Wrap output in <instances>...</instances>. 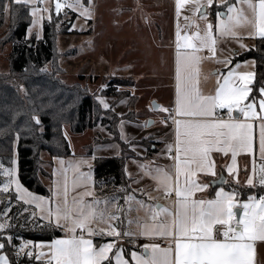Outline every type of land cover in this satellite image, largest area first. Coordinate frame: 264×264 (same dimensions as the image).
I'll list each match as a JSON object with an SVG mask.
<instances>
[{"label":"rangeland","instance_id":"obj_1","mask_svg":"<svg viewBox=\"0 0 264 264\" xmlns=\"http://www.w3.org/2000/svg\"><path fill=\"white\" fill-rule=\"evenodd\" d=\"M66 1L67 4L63 5L62 0H59L63 5L59 11L60 19L55 22V18L50 23L55 33V56L51 62L46 64V69L54 70L66 83H80L99 102L102 99L109 106L112 104L111 114L112 116L115 114L118 118L117 126L121 141L127 142L129 145V149L125 152L131 153L126 169L131 178L132 192L126 196L121 205H118L117 199H115L116 202L111 199V202L105 196L100 197L96 190L95 193L90 192L88 186L82 190L84 196H78L79 191L77 195L71 196L76 191L75 185L80 182L75 181L77 178L73 179L72 175L69 177L68 172L66 175L62 174L53 178L50 173L53 171V166L47 163L44 165L47 173L42 177V182L49 189L50 195L33 193L19 179L15 143L14 159L11 166L0 164V206L8 201V204H12L9 196L16 192L19 199L35 206L39 205L40 213H45V210L41 208V201L49 199L51 204L62 205L61 200L65 199L66 192L68 207L71 206V200H73L71 208L76 207L74 200L82 199L85 203L99 200L98 209L106 210L109 213L113 209L119 213L120 208L122 209L126 205H128V209L132 207V198L134 199L140 194V188L144 186V183L141 182L143 178L140 177V164L147 148L138 141L149 138L144 143H149V140H152L157 145L156 153L160 155L167 151V147L171 143V131L167 127L168 123L163 121V116L169 115V108L173 100L172 42L173 39L177 42L178 29L181 37L185 35L192 37L196 32L204 36L207 25L212 24L211 36L216 41L213 46L214 54L207 48L201 49L221 63L222 60L232 56L236 50L241 52L255 46V39L258 36L252 34L255 14L253 8L248 3H243L242 0H213L211 5L208 0H180L179 12L177 11V0H174V8L172 0ZM249 2L258 6V0H249ZM56 3L57 0H31V3H28L31 14V23L27 30L28 37L41 38L43 36L45 20H50L53 14H58L55 8ZM68 4H72L73 7L68 8ZM230 6L234 7L231 15H236V11L242 9L243 15L249 21L233 29L236 33L235 36L227 33L222 34L218 27L221 20H227ZM33 8L37 9L35 16L32 14ZM203 9L205 10L202 12ZM186 17L187 19H185ZM192 42L199 47L198 39L193 38ZM180 43L184 44V40L181 39ZM12 44L7 17L4 24L0 26V73H8L10 70L9 55ZM218 70L220 69L218 68ZM108 88L111 89L108 90ZM20 90L21 92L25 91L23 86L20 87ZM110 92L112 96L106 94ZM116 116L113 117L116 118ZM150 119L154 120L152 124H149ZM64 133L72 148L73 156L71 158L73 159H92L93 164L94 156L120 155L122 152L121 144L113 140L112 133L103 126H96L76 133L71 131L68 125H65ZM258 133L260 135V128ZM110 138H112L111 141L102 142L104 139ZM87 146L92 147V155L83 157L87 156ZM6 170H12L11 174L5 175ZM135 176L138 177V181ZM240 183L244 184V180H241ZM17 184L20 186L19 190ZM4 185L8 186L7 192L3 191ZM70 190L73 192L70 193ZM55 192L60 195H55ZM89 192L92 194L91 196L86 195ZM37 197H40V201L36 200ZM248 198H236V200L246 202ZM255 198L259 199V197ZM50 208L51 206L48 211ZM31 212L34 213V210ZM31 212L28 209H23L20 216H25V222L31 221L36 215V212L34 214ZM39 216L44 217L42 214ZM130 216L132 215L130 214L129 218ZM17 219L18 214L10 212L9 207L3 208L0 212V223L6 225L4 229H0V243H3L4 247L11 242L8 237L12 238L6 230L11 224L17 222ZM120 219L118 220L120 221ZM111 223L113 224V221ZM91 227L103 229L107 225L96 220L91 224ZM62 228L66 235L55 239L69 238L68 233L71 231H69L68 220H65ZM52 240L26 239L20 243V246L24 245V248L21 250L19 246V250L20 252H34L36 256L43 253L44 255H41L40 259L47 260L48 264L51 254L48 245ZM256 241V264H264V241ZM3 248L0 249V255L6 256L8 264H10L9 257Z\"/></svg>","mask_w":264,"mask_h":264},{"label":"snow or ice","instance_id":"obj_2","mask_svg":"<svg viewBox=\"0 0 264 264\" xmlns=\"http://www.w3.org/2000/svg\"><path fill=\"white\" fill-rule=\"evenodd\" d=\"M253 8L255 22L252 34L264 37V0H258V6L250 4L249 0H242ZM15 3H31V0H15ZM209 5L213 0H208ZM63 5L57 0L55 5L57 13ZM72 8V4L67 5ZM180 9V0H177V11ZM4 6V11H7ZM37 9H32L35 16ZM234 7L228 8L227 20H221L218 27L222 34L236 35L233 29L243 23H247L248 18L243 15V10H237L236 15H231ZM220 15L219 13L217 14ZM187 19V17L185 18ZM212 24L207 25L204 36L199 32L193 33L192 37L185 35L181 37L179 29L177 31V49L181 47L193 49L192 53L186 54L181 59V54L177 52V88H176V114L178 117H188V119H175V144L168 146L169 154L173 147L175 150V177L162 169H156L157 175L154 177L164 188L165 195L175 194V211H171L160 205L149 206L152 208L151 221L140 224L139 235L143 236H167L172 238L169 247L161 249L159 245H144L145 254L140 255L133 251L131 260L133 264H253V241H264V195L259 199L253 196L246 202H239L235 199V192H226L223 188L216 192V196L211 200H197L193 198L194 191H200L208 185H196L187 177L194 171H207L215 175L214 164L209 160V153L212 149L223 143L232 150L233 162L236 157V145L246 151L252 150L251 130L253 125L248 123L249 119L259 117L264 120V88H261V99L259 100V113L255 110L256 104L250 102L242 105V102L252 91L248 85L252 82L254 73H237L230 71L223 77V82L217 81L218 87L214 95H202L198 88V82L194 81L197 70L194 65L199 62V57L195 55L201 48H207L214 54L215 39L211 36ZM200 41L199 47L192 42V39ZM184 40L181 45L180 40ZM243 47V45H241ZM185 73L183 87H181V72ZM238 80L239 83L235 81ZM105 109L109 105L100 100ZM217 109H227L230 118L214 119ZM238 110L244 120L231 118L233 110ZM167 111V109H164ZM39 124L38 118H35ZM259 150L264 159V123L260 124ZM66 135V134H65ZM219 151H226L224 147L217 148ZM195 165V168L192 166ZM144 167V166H142ZM12 170H6L5 175L11 174ZM229 172L233 169L229 167ZM185 176L186 182L181 184V176ZM247 183L251 185L253 180L249 177ZM260 185H264V164L260 167ZM20 186L17 184V189ZM3 191H8V186H3ZM31 195V194H29ZM91 196L92 194L86 193ZM35 199V198H34ZM76 207L70 208L67 205V195L63 205L57 204L55 209H49L48 216L55 217L57 226L61 218L71 221L69 231L73 236L68 239H54L48 245L50 256L48 264H104L110 261L109 253L116 247L115 240L103 243L96 247L91 239H85L83 235L75 236L77 228L87 231L91 236L94 234L119 237L121 232L118 227L111 223L117 221L118 215L100 210L97 205L99 200L85 203L82 199L74 200ZM141 206L144 204L141 201ZM39 207V205H37ZM242 209L241 211H237ZM165 213L170 216L171 223L165 224L157 222L158 216ZM99 220L107 225L103 229H95L91 224ZM131 223V221H129ZM6 225L0 223V229ZM123 235H131L129 232ZM217 235L222 239H217ZM12 238L8 237L10 241ZM4 247L0 243V249ZM21 250L24 245L20 246ZM151 248L149 253L147 250ZM174 251V258H173ZM31 256L32 253L28 252ZM43 253L37 255V259ZM115 264H129V260L124 258L123 249L120 248L115 253ZM0 264H8L7 257L0 255Z\"/></svg>","mask_w":264,"mask_h":264},{"label":"trees","instance_id":"obj_3","mask_svg":"<svg viewBox=\"0 0 264 264\" xmlns=\"http://www.w3.org/2000/svg\"><path fill=\"white\" fill-rule=\"evenodd\" d=\"M4 6H7V11H4ZM60 14H53L50 20H45L41 38H30L27 36L31 23L29 5L17 4L15 0H0V26L8 17L10 39L13 42L9 55L10 70L0 73V164L11 166L16 143L21 183L33 193L49 196L50 191L42 182V177L47 173L44 165L49 163L53 166L54 158L73 156L64 126L68 125L76 133L103 126L112 133L113 140L121 144L122 152L120 155L94 156L93 186L100 197L105 196L115 202L117 199L118 205H121L132 192L131 178L126 169L131 153L125 152L129 145L121 141L118 118L111 114L112 104L105 109L80 83H66L54 70L46 69V64L55 56V33L50 23L55 18V22L59 20ZM255 40V46L236 54L232 59V63L250 58L256 62L251 98L260 97L259 90L264 87V37L257 36ZM22 86L24 92L20 90ZM106 94L112 96L111 92ZM34 117L39 119V124ZM147 139L138 141L147 148L146 155L157 152V145L152 140L144 143ZM111 140L104 139L102 142ZM87 147L86 155L91 156L92 147ZM262 164L264 159H257L253 184L231 181L223 185L234 191L238 199L264 195V185L259 183ZM9 199L12 204H8L9 201L2 203L0 212L9 207L10 212L18 214L17 222L6 230L12 236L11 242L3 248L10 264H47V260H38L34 252L31 256L27 255L29 251L20 252V243L26 239L52 240L63 235L64 229L40 217L36 206L19 199L16 192L11 193ZM23 209L36 212L33 220L25 222V216H20ZM119 218L125 224L123 211ZM121 221L120 229L124 232L126 225L121 224ZM104 264H114L112 256Z\"/></svg>","mask_w":264,"mask_h":264},{"label":"crops","instance_id":"obj_4","mask_svg":"<svg viewBox=\"0 0 264 264\" xmlns=\"http://www.w3.org/2000/svg\"><path fill=\"white\" fill-rule=\"evenodd\" d=\"M174 0H172V6L174 8ZM257 37V36H256ZM177 42L173 39L172 42V65H173V71H174V78H173V100L170 108L174 105L176 109V88H177V76H176V69H177V52L179 51L181 54V59L183 62V57L186 54L192 53L193 49H187L184 47H181L179 50L177 49ZM183 45V43H181ZM252 46V45H251ZM247 50V49H246ZM245 51V50H243ZM241 51V52H243ZM240 51L236 50V52L233 53L232 56H230L228 59L222 60L223 62L218 63L214 58H211L210 55H207L206 52H203L202 49L195 52V55L199 57V62L194 65V68L197 70V75L194 76V81L198 82V88L202 95H214L215 89L218 87L217 81L219 80L221 83L223 82V77L228 75L230 71H235L237 73H245V72H252L254 73L252 82L248 85L252 89V84L255 79V65L256 62L254 59H246L242 61H237L232 63V59L236 54H239ZM253 60V62H251ZM218 68L220 70H218ZM184 76L185 73L183 71L181 72V87H183L184 82ZM236 83H239L238 80L235 81ZM264 88V87H262ZM251 92L249 93L248 97L245 99V101L242 102L243 106L244 104L254 102L256 104V111L259 113V100L262 98L261 94L258 98H251L250 97ZM219 110L224 109H217L215 116L212 117L214 119H224L228 120L230 116L222 117L218 115ZM238 113V115H236ZM264 115V114H262ZM231 118L236 120H244V117L241 113L238 112V110L234 109ZM177 119H188V117H178ZM165 122V121H164ZM169 126L168 129L171 131V143L169 145L175 144V124L171 122H167ZM248 123H251L253 125L251 130L252 135V150L246 151L239 145H236V157L235 161L233 162L232 157V150L227 147V145H224L221 143L220 145L215 146L212 151L209 153V160L213 162L214 164V173L213 175L210 172L207 171H194L190 176L187 177V180H190L196 185H208V187L203 188L200 191H194L193 198L200 200H211L214 199L216 196V192L219 191L221 188H223L226 192H234L232 190H229L227 187H225L223 184L225 182H238L240 183L241 180H244V184H248L247 181L249 177L252 178L253 183L255 181V165L257 159H262L260 155L259 150V143H258V137H259V126L261 123H264V120H261L259 117L254 119H249ZM168 145V146H169ZM224 147L226 151H219L217 148ZM147 153V151L145 150ZM175 156V150L173 147V150L171 154H169L168 147L167 151L163 152V155H160L156 152L150 155H146L142 158L141 167H140V177L143 178L141 181L144 183V186L140 188L141 193L138 194L134 199L132 198L133 204L132 207L128 209V205L126 207L120 208V212L123 211L124 215L126 216V222L121 221V224L126 225V229L124 232H121L120 229V221H113V224L118 227V230L121 232V235L117 237L108 236V235H101V234H94L89 235L87 231H82L81 229L77 228L75 231V236L80 237L83 235L85 239H91L93 241V245L96 247H99V245L103 243H108L113 240H115L116 247L112 250V252L109 253V256H112L114 264H115V253L120 248L123 249V256L124 258L129 260V264H133L131 260V253L135 251L136 253L140 255L145 254L144 245H152L156 244L159 245L161 249L169 247L170 242H172L171 237L167 236H143L139 235L140 231V224L144 222L153 223L151 221V212L152 208L149 206H155L160 205L164 208H167L171 211H175V194L174 192L171 195H165L164 188L161 184L158 183V181L154 178L157 173L156 169H162L166 172H168L173 178L175 177V160L173 157ZM88 157V156H83ZM69 158V157H68ZM131 158V157H130ZM129 159V158H128ZM128 159H127V166H128ZM92 159H73L70 157V159L64 158V157H58L54 158V165H53V171L52 175L54 176L58 175H66L68 172V176L70 177L72 175V178L75 179V181H79L75 188L76 191L70 190L71 196L77 195L78 196H84L85 194L82 193V190L86 186L90 188V192L93 191L95 193V189L93 186V171H92ZM144 166V167H142ZM195 168V165L192 166ZM231 167L233 169L232 172H229L228 169ZM88 171V172H87ZM221 173H224L226 175L225 182L222 185L213 186L212 182L216 179H218L221 175ZM245 177V179H244ZM135 178L138 181V177L135 176ZM133 179V177H132ZM82 182V183H81ZM86 182H88L86 184ZM186 182L185 176H181V184L183 185ZM252 183V184H253ZM80 185V186H79ZM249 185V184H248ZM92 189V190H91ZM39 195V194H38ZM55 195H60L55 192ZM130 197V196H129ZM99 198V197H98ZM97 198V199H98ZM235 195V199H236ZM37 201H40V197L36 198ZM143 202L144 206L142 207L140 202ZM50 200H42L41 201V208L45 210V213H40V209L38 206L37 213L42 214V217L44 220L47 221H53L57 224V221L55 217H49L48 216V208L51 206V209L54 210L56 207V204L49 205ZM64 199L61 200V204L63 205ZM73 200H71V206L72 207ZM91 203V202H89ZM30 204V203H29ZM103 204V203H102ZM34 205V204H32ZM100 205V204H99ZM116 205V204H115ZM35 206V205H34ZM112 209V208H111ZM128 209V211H127ZM120 212H116V210L111 211V213L118 215ZM130 216L129 218V215ZM171 217L168 216L165 213H161L160 216L157 218V222H163L165 224L171 223ZM131 221V223H129ZM65 223V219L62 218V220H59V226L63 227V224ZM94 223V222H93ZM68 226L69 229L71 228V221L68 220ZM129 232L131 235H123V233ZM63 235L65 236L66 234ZM69 238L73 236V233L70 232ZM217 239H222V236H217ZM263 242V241H260ZM253 264H256L257 260V241H253ZM172 247L174 249V242H172ZM149 253L151 252V248L147 250ZM173 258H174V251H173ZM55 262L53 261L52 264Z\"/></svg>","mask_w":264,"mask_h":264},{"label":"built area","instance_id":"obj_5","mask_svg":"<svg viewBox=\"0 0 264 264\" xmlns=\"http://www.w3.org/2000/svg\"><path fill=\"white\" fill-rule=\"evenodd\" d=\"M62 4L63 5L67 4V1L62 0ZM218 115L222 116V117H227L229 115V113H228L227 109H224V110H219ZM175 119H177V114H176V109L173 105L171 108H169V115L163 116V121L173 123V121ZM217 236H220V235H217Z\"/></svg>","mask_w":264,"mask_h":264},{"label":"water","instance_id":"obj_6","mask_svg":"<svg viewBox=\"0 0 264 264\" xmlns=\"http://www.w3.org/2000/svg\"><path fill=\"white\" fill-rule=\"evenodd\" d=\"M204 10L205 9H203L202 12ZM156 106H157V104H156ZM236 115H238V113H236ZM153 122H154V120L150 119L149 124H152ZM225 178H226V175L224 173H221L220 177L212 182V185L213 186L222 185L225 182ZM237 211L239 212V211H241V209H239Z\"/></svg>","mask_w":264,"mask_h":264}]
</instances>
